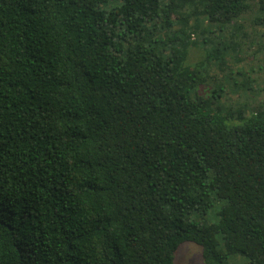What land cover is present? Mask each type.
Here are the masks:
<instances>
[{"label": "trees", "instance_id": "1", "mask_svg": "<svg viewBox=\"0 0 264 264\" xmlns=\"http://www.w3.org/2000/svg\"><path fill=\"white\" fill-rule=\"evenodd\" d=\"M253 67L264 0H0V264H264Z\"/></svg>", "mask_w": 264, "mask_h": 264}, {"label": "rangeland", "instance_id": "2", "mask_svg": "<svg viewBox=\"0 0 264 264\" xmlns=\"http://www.w3.org/2000/svg\"><path fill=\"white\" fill-rule=\"evenodd\" d=\"M254 68V74L256 72L260 75H258L259 82L258 86L255 87V89L251 93V97L248 98V104L249 105H261L263 106L264 109V69L262 68L261 70ZM261 88V89H258ZM251 92L250 90L245 91V93ZM242 103L244 102L243 100H240ZM245 103V102H244ZM219 209V206L216 205L213 210L208 212L205 215H198L197 213L192 214L190 217L192 220H196L199 223H212L216 221L215 217V211ZM174 261L176 264H204L202 260V255H201V248L191 242H184L179 245L178 249L176 250L175 253V258ZM241 264V263H240ZM242 264H244L242 262Z\"/></svg>", "mask_w": 264, "mask_h": 264}]
</instances>
